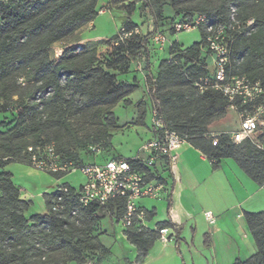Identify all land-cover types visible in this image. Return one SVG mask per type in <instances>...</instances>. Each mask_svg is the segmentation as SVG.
Returning a JSON list of instances; mask_svg holds the SVG:
<instances>
[{"label": "trees", "instance_id": "16d2710c", "mask_svg": "<svg viewBox=\"0 0 264 264\" xmlns=\"http://www.w3.org/2000/svg\"><path fill=\"white\" fill-rule=\"evenodd\" d=\"M164 1H170L176 15L185 14L182 22H193L194 15H200L206 18L205 25L213 26L228 25L235 7L243 31L231 33L228 75L245 76L264 85V0H216L213 4L207 0H155L159 4L156 16L162 14ZM98 2L0 0V115L7 113L14 97L24 108L12 132L0 133V264H101L109 259L111 252L99 241L97 230L103 218L117 222L123 219L124 199L106 206L84 207L78 200V190L63 184L56 192L43 195L45 214L27 219L25 213L32 202L21 199L12 174L3 170L11 163L31 166L29 147L53 144L63 162L80 167L85 163L72 148L82 150L91 144L89 152L95 156L92 148L103 150V142L111 146L110 131L118 123L112 109L120 102L131 106L127 98L139 88L138 83H118L111 71L127 74L130 62L143 54L147 55L148 96L168 128L200 151L213 170H218L223 160H233L251 181L264 187V128L239 144L229 136L216 137L209 133L212 122L231 111L220 92L200 93L196 86L212 72L211 55L204 52L203 27L198 29L200 41L171 53L176 61L161 60L156 75L151 71L146 43L153 32L133 35L123 42L117 35L100 44L111 48L116 56L108 62L99 58L97 47L77 45L64 48L58 58L49 57L53 45L70 39L98 17ZM131 12L121 27L127 32L138 29ZM249 20L254 21L251 27L246 26ZM181 60L189 65L186 71L179 65ZM144 104L141 101L138 108ZM78 126L93 129L89 135L92 141L89 136L85 143L79 140ZM24 134L35 135L36 141L19 147ZM133 165L139 171L149 172L144 166ZM50 175L60 180L66 174ZM171 194L167 198L168 212L172 207ZM60 197L61 208L53 211V204ZM141 212L146 223L156 216L154 210ZM243 216L257 252L248 260H237L234 264H264V212H245ZM162 229H173L177 234L181 231L171 221L158 223L153 230L136 218L126 229L127 241L137 250V264L149 256L159 242ZM208 239L206 235L205 240ZM90 254L99 255L95 263L88 260Z\"/></svg>", "mask_w": 264, "mask_h": 264}, {"label": "built area", "instance_id": "2783aa9c", "mask_svg": "<svg viewBox=\"0 0 264 264\" xmlns=\"http://www.w3.org/2000/svg\"><path fill=\"white\" fill-rule=\"evenodd\" d=\"M205 22L206 18L199 16L193 22H177L174 27L176 32H188L203 27L204 52L211 55L212 72L208 77L200 79L196 86L200 93L216 91L227 99L230 104L229 111L237 116L238 121V129L232 132L230 139L239 144L251 138L258 129L264 128V85L245 76L228 75L231 62L228 43L231 33L241 34L243 31V25L237 20L235 10H232L228 25H205ZM253 24V20L246 22L247 27ZM133 35L143 34L139 29L127 32L121 28L118 33L119 41L123 42ZM153 41L162 47L167 43L166 37L161 34L155 35ZM151 118L154 139L146 142L141 147L140 154L132 159L149 172L137 170L133 165L135 163L130 164L123 158L77 167L73 163L63 162L53 144L28 148L31 167L48 174H68L80 170L86 178L84 186L77 189L78 200L82 206L91 204L106 206L115 200L124 199L126 213L121 221L125 228L130 227L135 218L145 226L144 215L138 206L139 201L144 199L158 201L169 194L168 180L172 178L176 167L178 151L187 143L184 137L168 128L154 106L151 109ZM213 145H217V138L214 139ZM91 151L96 157L103 155L101 147H94ZM64 192L67 191L64 189ZM61 201L60 197L54 202L53 211L61 208ZM205 216L211 224L214 223L211 212L205 213ZM170 230L159 231L160 242H174V239L169 237Z\"/></svg>", "mask_w": 264, "mask_h": 264}, {"label": "rangeland", "instance_id": "374dc122", "mask_svg": "<svg viewBox=\"0 0 264 264\" xmlns=\"http://www.w3.org/2000/svg\"><path fill=\"white\" fill-rule=\"evenodd\" d=\"M207 1H210L212 4L213 2L216 3V0ZM161 5L163 8L162 14L156 16L158 14L159 4H157L155 0H99L97 6L99 15L92 26L83 32V39L86 40L84 45L88 48H94L97 44H105L107 40L117 36L124 20L131 10L132 20L137 23L138 29L142 34L148 35L153 32L152 37H150L146 43L149 59L154 61L156 68L163 59L176 61L170 54H176L192 46L194 43L199 42L201 39L200 32L199 30L176 32L174 25L177 22H181V18L184 17L185 14L180 13L176 15L171 8L170 1H164ZM233 9L235 10V7ZM199 16L200 15H194L193 19ZM157 34H161L167 39V43L163 47L153 41V37ZM73 37L75 38V35ZM71 39L72 37L67 39V43H73L70 42ZM60 43L53 45L49 51V57L51 59L58 58L62 55L60 54V48H62L63 45ZM77 46L81 45L79 44ZM97 51L99 58L104 60V62L111 61V57L115 56L113 50L104 45L98 47ZM142 59L145 61L147 70V55L143 54L138 58V60ZM179 65L184 71L189 68V65H186L182 60L179 61ZM133 68H135L134 65ZM138 71L139 70H137V73ZM156 74L157 70L154 75ZM134 76L135 73H130L119 77L122 80L137 83L136 78L133 80ZM117 82L121 83L122 81ZM143 93V87L141 86L140 89L138 88L137 91L127 98L132 103L131 106H125L123 102H120L112 109L118 119V123L116 128L110 131L112 135L111 146L104 144V142L101 144L104 153L102 157H96L89 152V146L91 144H89L87 148H82V150L72 148V151L78 153L81 161L85 164H101L106 160L114 158L134 159L140 154L141 147L148 142L153 134L150 112L153 103L148 93H145L144 98ZM143 100L145 104L138 108L139 103ZM23 109L22 103L18 101L17 97H14L10 102L7 113L0 115V133L10 134L12 132L19 122V117L21 113H23ZM21 128L24 129V126H21ZM86 129L87 126L85 128L78 126L77 129L80 136L79 140L84 143L89 137V141L93 139L92 136H89L93 133V129ZM237 129V116L234 113L227 112L223 117L212 122L209 127V133L216 137L219 135L230 137L232 132ZM35 141V135L24 134L19 140L18 146L21 147L24 146L25 143H33ZM203 168L205 169L204 166ZM3 171L12 174V180L14 184L20 188L24 197L23 199L32 202L30 210L25 213L27 219H30L33 215H43L46 213L45 201L43 199L44 194L54 193L58 187L63 184H69L79 189L86 183V178L80 170L70 172L60 180L55 179L46 172L19 163H11L7 165ZM161 201H165V199L159 200V202ZM154 222H157L156 218ZM122 229L125 234L127 228H125L122 221L117 222L116 220H111L109 217L102 219L97 230V236L101 244L108 249L111 248L114 257L101 264H117V259L125 252L122 246ZM98 258V254L88 255V260L92 263H95Z\"/></svg>", "mask_w": 264, "mask_h": 264}, {"label": "crops", "instance_id": "0c3cea01", "mask_svg": "<svg viewBox=\"0 0 264 264\" xmlns=\"http://www.w3.org/2000/svg\"><path fill=\"white\" fill-rule=\"evenodd\" d=\"M94 21L78 31L76 39L72 37L70 42L73 43L61 42L63 47L60 54L71 45L85 46L83 32ZM98 45L100 43L97 48L103 46ZM150 64L154 74L157 68L152 59ZM111 73L117 76L118 81L128 82L122 80L119 76L123 75L118 72ZM130 73H135L133 80L136 78L139 89L143 87L144 98L148 75L144 59L131 61L125 75ZM152 139L154 134L148 141ZM168 188L169 194L172 193L169 212V194L163 198L165 201L144 199L139 201L138 206L141 210H154L156 213L151 222H145L147 228L154 230L158 223L171 221L181 229L180 234L171 229L169 237L174 242H157L142 264H234L237 260L244 262L256 254L257 248L243 214L264 212V187L251 181L233 160H223L221 167L213 170L207 158L186 143L178 151V161L172 178L168 180ZM20 195L23 199L21 190ZM207 212L212 213L214 223L211 224L205 216ZM155 218L157 222H154ZM206 235L209 236L208 240H205ZM122 240L125 252L117 259V264H137V250L127 241L123 229ZM109 250L111 259L114 254L111 248Z\"/></svg>", "mask_w": 264, "mask_h": 264}]
</instances>
